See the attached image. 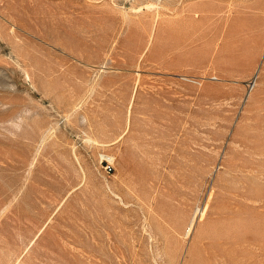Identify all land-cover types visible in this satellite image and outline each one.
I'll use <instances>...</instances> for the list:
<instances>
[{
  "label": "rangeland",
  "instance_id": "rangeland-1",
  "mask_svg": "<svg viewBox=\"0 0 264 264\" xmlns=\"http://www.w3.org/2000/svg\"><path fill=\"white\" fill-rule=\"evenodd\" d=\"M0 264H264V0H0Z\"/></svg>",
  "mask_w": 264,
  "mask_h": 264
},
{
  "label": "bare ground",
  "instance_id": "bare-ground-1",
  "mask_svg": "<svg viewBox=\"0 0 264 264\" xmlns=\"http://www.w3.org/2000/svg\"><path fill=\"white\" fill-rule=\"evenodd\" d=\"M200 11H202V10H200V9H198V10H194V9H192V10H188L187 12L189 13V17H192V16H196L197 15V13L198 12H200ZM192 15V16H191ZM109 160H110V158H109ZM246 223V222H245Z\"/></svg>",
  "mask_w": 264,
  "mask_h": 264
},
{
  "label": "built area",
  "instance_id": "built-area-1",
  "mask_svg": "<svg viewBox=\"0 0 264 264\" xmlns=\"http://www.w3.org/2000/svg\"><path fill=\"white\" fill-rule=\"evenodd\" d=\"M111 171H112L111 168L107 166L106 167V173L109 174Z\"/></svg>",
  "mask_w": 264,
  "mask_h": 264
}]
</instances>
